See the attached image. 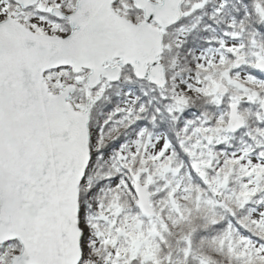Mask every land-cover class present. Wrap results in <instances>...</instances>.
I'll return each mask as SVG.
<instances>
[{
  "label": "snow or ice",
  "instance_id": "6c2138e0",
  "mask_svg": "<svg viewBox=\"0 0 264 264\" xmlns=\"http://www.w3.org/2000/svg\"><path fill=\"white\" fill-rule=\"evenodd\" d=\"M0 264H264V0H0Z\"/></svg>",
  "mask_w": 264,
  "mask_h": 264
}]
</instances>
